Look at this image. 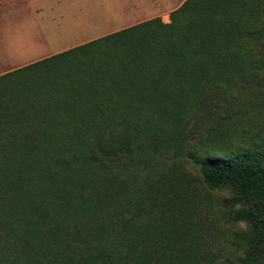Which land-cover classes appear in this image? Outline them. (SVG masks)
Returning <instances> with one entry per match:
<instances>
[{
  "label": "trees",
  "instance_id": "obj_1",
  "mask_svg": "<svg viewBox=\"0 0 264 264\" xmlns=\"http://www.w3.org/2000/svg\"><path fill=\"white\" fill-rule=\"evenodd\" d=\"M258 11L264 0H186L169 23L153 18L0 75V264H218L184 182L151 161L173 147L180 156L193 115L253 72ZM104 40L93 70L68 82L21 76ZM52 65L45 72L60 74ZM195 163L249 226L244 256L224 264H264V150Z\"/></svg>",
  "mask_w": 264,
  "mask_h": 264
},
{
  "label": "rangeland",
  "instance_id": "obj_2",
  "mask_svg": "<svg viewBox=\"0 0 264 264\" xmlns=\"http://www.w3.org/2000/svg\"><path fill=\"white\" fill-rule=\"evenodd\" d=\"M186 0H0V75L57 53L99 39L135 24L170 15ZM257 16H261L259 11ZM264 19V14L260 17ZM258 28L264 29V20ZM108 40L76 51L53 63L60 74L45 72L53 63L21 74L30 86L49 79L68 82L78 71L93 70L92 50L103 48ZM255 69L224 97H210L204 111L193 115L187 129L185 151L176 148L158 153L151 161L159 173L176 175L191 194L194 225L203 237L209 257L224 264L244 256L239 244L249 232L245 222H237L231 211L229 190H210L202 182L198 165L203 155L223 158L246 151L264 150V46L257 45ZM41 56V57H40ZM31 77V78H30ZM190 150V152L188 151ZM236 207V210L240 209Z\"/></svg>",
  "mask_w": 264,
  "mask_h": 264
},
{
  "label": "crops",
  "instance_id": "obj_3",
  "mask_svg": "<svg viewBox=\"0 0 264 264\" xmlns=\"http://www.w3.org/2000/svg\"><path fill=\"white\" fill-rule=\"evenodd\" d=\"M69 50V49H68ZM66 51V50H65ZM61 52H63L62 50L60 51V52H57L56 54H58V53H61ZM53 55H55V53H50V54H47V55H45V56H43V57H41V58H38V60L37 61H39V60H41V59H44V58H47V57H50V56H53ZM36 62V61H35Z\"/></svg>",
  "mask_w": 264,
  "mask_h": 264
}]
</instances>
